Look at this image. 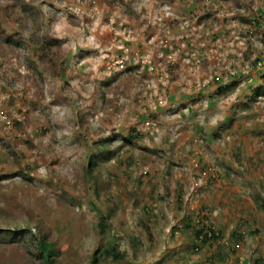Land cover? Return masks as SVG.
<instances>
[{"label": "rangeland", "instance_id": "1", "mask_svg": "<svg viewBox=\"0 0 264 264\" xmlns=\"http://www.w3.org/2000/svg\"><path fill=\"white\" fill-rule=\"evenodd\" d=\"M256 58L264 0H0V264H264Z\"/></svg>", "mask_w": 264, "mask_h": 264}, {"label": "trees", "instance_id": "2", "mask_svg": "<svg viewBox=\"0 0 264 264\" xmlns=\"http://www.w3.org/2000/svg\"><path fill=\"white\" fill-rule=\"evenodd\" d=\"M260 59L261 58H256L254 60V63L257 64L258 60H260ZM93 163L94 162L92 160H90V165L93 164ZM215 236H216L215 232L212 231V230L207 232V234H205V233L202 234L201 233V229L197 231V237H198L197 239H200V240H204L206 237H215ZM43 245H44V247H43L44 249L43 250H44V252L46 254L45 262H46V264H52L51 256L53 254V249H52L53 247H52L51 243L49 244L48 242H45V241H44ZM105 251H109V248H106ZM110 251L113 253L115 258H118L120 256V253L116 252L115 247H111ZM97 259H98L97 256L94 254L90 264H96L97 263Z\"/></svg>", "mask_w": 264, "mask_h": 264}, {"label": "built area", "instance_id": "3", "mask_svg": "<svg viewBox=\"0 0 264 264\" xmlns=\"http://www.w3.org/2000/svg\"><path fill=\"white\" fill-rule=\"evenodd\" d=\"M257 65H259L260 67H263L264 66V59L258 60Z\"/></svg>", "mask_w": 264, "mask_h": 264}]
</instances>
